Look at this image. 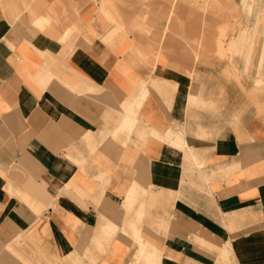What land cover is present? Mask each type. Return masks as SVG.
Returning a JSON list of instances; mask_svg holds the SVG:
<instances>
[{
    "label": "crops",
    "instance_id": "0c3cea01",
    "mask_svg": "<svg viewBox=\"0 0 264 264\" xmlns=\"http://www.w3.org/2000/svg\"><path fill=\"white\" fill-rule=\"evenodd\" d=\"M174 2L0 0V264H264V0Z\"/></svg>",
    "mask_w": 264,
    "mask_h": 264
},
{
    "label": "rangeland",
    "instance_id": "374dc122",
    "mask_svg": "<svg viewBox=\"0 0 264 264\" xmlns=\"http://www.w3.org/2000/svg\"><path fill=\"white\" fill-rule=\"evenodd\" d=\"M177 1L180 2L182 1V4L183 3L186 4L188 2V0H176V3L174 2V8L172 9V15H174L173 12L174 10H176ZM236 1L238 0H233L234 2L233 4L235 7L231 9L226 6L225 0H194L195 4H199L200 12H201L202 46H204V43H208L211 41L210 35L207 34L208 32H210L208 28L225 27L227 28V32H232L231 30L235 29V27H241L246 25L251 27H257L262 25V24L256 25L257 18L248 19L246 20V22H244L241 18L234 17L237 15V10L239 9V7H237L236 5ZM260 1L262 0H248L250 4L249 6L250 15L258 14L257 11L260 9V5H259ZM125 6H127V4ZM170 6L172 8L173 4L170 3ZM252 32H255V30H252ZM248 36H249L248 47L254 48L255 44L258 41L257 38L259 36H257L256 34H249Z\"/></svg>",
    "mask_w": 264,
    "mask_h": 264
}]
</instances>
